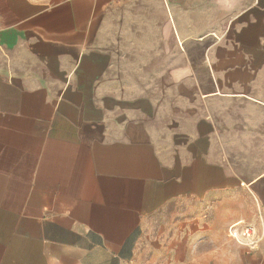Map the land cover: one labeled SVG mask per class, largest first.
Segmentation results:
<instances>
[{
	"label": "crops",
	"instance_id": "crops-1",
	"mask_svg": "<svg viewBox=\"0 0 264 264\" xmlns=\"http://www.w3.org/2000/svg\"><path fill=\"white\" fill-rule=\"evenodd\" d=\"M0 264H264V0H0Z\"/></svg>",
	"mask_w": 264,
	"mask_h": 264
},
{
	"label": "built area",
	"instance_id": "built-area-1",
	"mask_svg": "<svg viewBox=\"0 0 264 264\" xmlns=\"http://www.w3.org/2000/svg\"><path fill=\"white\" fill-rule=\"evenodd\" d=\"M227 234L229 238L246 247L248 251L254 250L257 238L252 226L238 222L228 228Z\"/></svg>",
	"mask_w": 264,
	"mask_h": 264
},
{
	"label": "rangeland",
	"instance_id": "rangeland-1",
	"mask_svg": "<svg viewBox=\"0 0 264 264\" xmlns=\"http://www.w3.org/2000/svg\"><path fill=\"white\" fill-rule=\"evenodd\" d=\"M148 58H142L147 60ZM120 63L125 72L124 84L126 88L136 90V81L142 82V80L136 79V58H120Z\"/></svg>",
	"mask_w": 264,
	"mask_h": 264
}]
</instances>
